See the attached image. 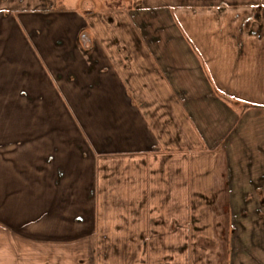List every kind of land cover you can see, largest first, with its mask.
Instances as JSON below:
<instances>
[{
    "label": "crops",
    "instance_id": "0c3cea01",
    "mask_svg": "<svg viewBox=\"0 0 264 264\" xmlns=\"http://www.w3.org/2000/svg\"><path fill=\"white\" fill-rule=\"evenodd\" d=\"M32 1L0 0V264H264V0Z\"/></svg>",
    "mask_w": 264,
    "mask_h": 264
},
{
    "label": "rangeland",
    "instance_id": "374dc122",
    "mask_svg": "<svg viewBox=\"0 0 264 264\" xmlns=\"http://www.w3.org/2000/svg\"><path fill=\"white\" fill-rule=\"evenodd\" d=\"M28 3L29 4L24 6L25 9L21 8V10H17V11H19V13L23 12V14H29V13H32V12L39 13V9H41L43 7V6L38 7L37 9H34L31 12L33 7L36 6L37 1H32V2H28ZM43 3L46 4V7H43L42 9H45V8H47V9L52 8L53 9V7H54V11L53 12H55V9H57V10H67V9H69V10H73V9L77 10V9H79L81 7L79 5V1L78 0H51V1L49 0V1H46V2H43ZM98 6L101 7L102 9H105V10L108 11L109 15L105 16V18L107 20H110V18L111 19L113 18L110 15L113 14L116 11L117 8L118 9L129 8L130 4H129V1H126V0H101L100 2H98ZM81 9H83V8L81 7ZM17 14H18V12H17ZM17 14H15L13 16L14 18H12V19L15 21L16 24H20V19H22V17L20 18V16H18ZM84 32H85V34H84ZM88 32H89L88 29L85 30V31H82L80 36H79V40L81 39V36H83V38H85L86 33L88 34ZM59 33H61V32H59ZM82 34H84V35H82ZM209 163L213 166L212 162H209ZM209 163H206V165L209 164ZM200 168H201V164H200ZM63 208L64 209L59 210V212H58L59 215L61 213H64L66 217H64V218L61 217V218L63 220H67V221L71 220V218L69 216V213H68L69 212V208L67 206H64ZM80 214H82L84 216L85 220H87L88 217H89L88 215L86 217L83 214L82 210H80ZM73 218L75 219L76 217L74 216ZM16 228H17V230L19 232L22 231V229H20L18 226ZM87 238H89V236H86V239ZM87 240H89V239H87ZM92 242H94V240H92ZM33 245H35V244H33ZM58 246H59V243L57 244L55 242H45L44 245H42V248H44L43 251H51L52 249H55ZM20 253H21L22 257H23V255H24L23 252L21 251Z\"/></svg>",
    "mask_w": 264,
    "mask_h": 264
},
{
    "label": "trees",
    "instance_id": "16d2710c",
    "mask_svg": "<svg viewBox=\"0 0 264 264\" xmlns=\"http://www.w3.org/2000/svg\"><path fill=\"white\" fill-rule=\"evenodd\" d=\"M118 9V8H117Z\"/></svg>",
    "mask_w": 264,
    "mask_h": 264
}]
</instances>
